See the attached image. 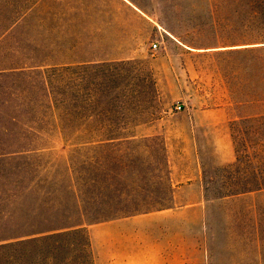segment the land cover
I'll return each mask as SVG.
<instances>
[{"label": "rangeland", "instance_id": "374dc122", "mask_svg": "<svg viewBox=\"0 0 264 264\" xmlns=\"http://www.w3.org/2000/svg\"><path fill=\"white\" fill-rule=\"evenodd\" d=\"M261 1L0 0V25L10 16L23 15L12 30L0 34V65L24 61L32 50L42 49L68 62L131 57L139 60L136 73H127L132 85L137 84L136 92L138 84L155 82L156 94L147 95L143 123L131 131L164 142L173 186L171 208L87 226L94 264H264V194L208 202L203 179L201 184L187 182L197 175L199 163L203 178L218 189L220 168L234 161L223 162L229 153L235 156L230 121L237 115L223 76L224 52L263 45L251 36L257 31L253 17ZM87 82L84 72L81 95ZM131 88L118 93L128 96ZM22 102H16L15 113L26 122L24 107L18 105ZM216 107L223 108V125L213 126L219 117L206 118L202 112ZM1 112H8L7 107ZM1 119L5 122L6 116ZM38 142L48 147L44 159L67 154L56 135ZM151 150L144 149L143 156L156 165L160 156L156 147ZM128 151V146L118 145L113 154L122 159ZM103 152L97 150L99 163ZM147 171L149 179L158 175ZM140 185V203L156 204L150 182L145 179Z\"/></svg>", "mask_w": 264, "mask_h": 264}, {"label": "trees", "instance_id": "16d2710c", "mask_svg": "<svg viewBox=\"0 0 264 264\" xmlns=\"http://www.w3.org/2000/svg\"><path fill=\"white\" fill-rule=\"evenodd\" d=\"M260 9L253 17L257 31L251 36L263 45L224 52L229 104L237 112L230 121L235 156L220 168L218 189L203 178L208 202L264 194V11ZM22 17L10 16L1 23V36ZM138 63L131 57L68 62L42 49L32 50L24 61L0 65V109H8L0 114V264H94L87 226L171 208L173 186L164 142L131 131L143 123L147 95L156 94L154 81L138 84L136 92L137 84L128 79L127 73L134 74ZM84 72L87 92L81 95ZM130 88L128 96L118 93ZM21 98L18 105L24 107L26 122L15 113ZM98 121L101 126L95 124ZM52 135L67 148L63 159H44L42 152L48 147L38 141ZM118 145L129 147L125 158L114 156ZM152 147L160 156L156 165L143 156L144 149L152 152ZM98 149L105 152L101 163ZM147 169L158 175L147 178ZM145 179L151 184L154 205L140 203L146 186L140 182Z\"/></svg>", "mask_w": 264, "mask_h": 264}, {"label": "crops", "instance_id": "0c3cea01", "mask_svg": "<svg viewBox=\"0 0 264 264\" xmlns=\"http://www.w3.org/2000/svg\"><path fill=\"white\" fill-rule=\"evenodd\" d=\"M204 116L206 118H212L213 120H216L217 117H219V121L218 122H212L213 123V126H215L216 124H219V125H223L224 124V120L221 121V117H222V112H223V108H219V107H216V108H205L202 110ZM226 137V136H225ZM233 155L231 154L230 156V153L228 154V157L227 159H223V162H232L233 161ZM197 167H198V173L195 177H193L194 179H188L187 182L189 183V185H192V184H201L202 182V179H203V168H201L200 164L198 163L197 164Z\"/></svg>", "mask_w": 264, "mask_h": 264}, {"label": "built area", "instance_id": "2783aa9c", "mask_svg": "<svg viewBox=\"0 0 264 264\" xmlns=\"http://www.w3.org/2000/svg\"><path fill=\"white\" fill-rule=\"evenodd\" d=\"M151 46H152L153 49H156L157 48L156 43H153ZM177 109H180V107H177Z\"/></svg>", "mask_w": 264, "mask_h": 264}]
</instances>
